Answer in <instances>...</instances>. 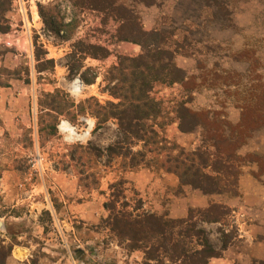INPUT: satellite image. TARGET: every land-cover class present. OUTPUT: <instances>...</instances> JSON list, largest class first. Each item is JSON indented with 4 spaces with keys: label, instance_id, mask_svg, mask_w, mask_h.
<instances>
[{
    "label": "rangeland",
    "instance_id": "374dc122",
    "mask_svg": "<svg viewBox=\"0 0 264 264\" xmlns=\"http://www.w3.org/2000/svg\"><path fill=\"white\" fill-rule=\"evenodd\" d=\"M1 1L0 25L6 31L0 32V245L13 248L0 264H161L147 261L143 250L130 249L107 227L104 204L110 185L122 179L127 201L142 206L141 212L177 221L194 210L191 223L204 234L193 238V248L201 249L199 240L205 238L222 256L229 247L245 254L237 264H264L247 256L255 246L264 253V234L241 239L236 221L264 220V207L229 206L238 197L239 175L264 171V122L249 133L236 152L239 160L224 171V191L212 194L217 203L211 205L227 207L219 223L202 221L210 206H194L201 205L204 194L160 163L167 155L215 154L184 109L219 123L227 139L237 132L233 127L242 108L259 106L264 115L258 95L264 90V0H117L112 9L94 7L90 0ZM132 44L141 48L139 55H133ZM92 47L105 51L95 59L87 54H93ZM156 53L157 67L166 69L159 74L162 82L151 83L148 95L157 114L145 124L165 142L162 150L135 144L133 152L147 156L129 170L123 159L108 158L106 150L119 141L118 122L96 129L99 109L93 99L101 105L118 103L111 93L126 86L121 78L133 66L126 59L151 61L148 55ZM72 66L78 68L74 74ZM174 66L181 72L175 73ZM83 73L97 76L101 96L70 92L75 79L84 83ZM176 77L181 81L168 83ZM83 117L94 122L88 136ZM61 121L75 128L74 135L60 132ZM215 162L210 157L203 169L213 178L218 177ZM223 239L230 241L225 250ZM232 250L228 257L235 258ZM160 256L162 264H173Z\"/></svg>",
    "mask_w": 264,
    "mask_h": 264
},
{
    "label": "trees",
    "instance_id": "16d2710c",
    "mask_svg": "<svg viewBox=\"0 0 264 264\" xmlns=\"http://www.w3.org/2000/svg\"><path fill=\"white\" fill-rule=\"evenodd\" d=\"M142 1L145 2L144 0ZM90 3V5L97 8L109 7L112 9L117 4V0H90ZM154 3L152 1L149 5ZM3 6L4 3L0 0V14L5 11ZM5 29L0 25L1 33H5ZM121 41L139 44V42L128 37L121 38ZM92 50L93 54H90L91 51L87 52V54L92 55L95 59H97V55L100 52L105 51L98 47H92ZM109 54L106 51V55L103 56L104 59ZM156 56L158 54L153 56L149 54L148 60L150 59L151 61H145L143 58L126 59L133 64L131 73L121 78V85L125 84L126 86L122 89L115 88L114 92L111 93V96L119 101L118 103L107 102L101 105L97 100L93 99L99 109L95 117L98 120L96 129H100L103 124L110 120L118 122L119 141L106 150L108 158L110 160L123 159L124 168L129 170H135L140 167L147 156L146 152L134 153L132 148L135 144L142 142L146 148L151 143L156 147V150H162L163 148L161 147H163V142H165V140L162 141L160 139L159 134L155 132L153 127L145 124L153 115L157 114L156 103L148 95L151 92V83L162 82L159 74L166 69L165 65L157 67L161 58ZM77 70L76 66H72L70 73L74 74ZM173 70L175 73L181 72L175 66ZM81 77L87 85L94 84L97 79L96 75L91 76L89 79L84 73ZM180 81L181 78L176 77L170 79L168 83L173 84ZM258 95L259 100L261 97L264 100V90ZM184 111H186L185 113L189 116V119L192 118L193 126L202 128L205 140L209 141L214 148L215 154L211 155L216 158L213 168L218 177L213 178L204 173L203 169L207 168L208 161H210L212 156L206 155L205 152L200 150L193 154L184 155V153H181L174 157L167 155V161L165 163H163L164 161L160 162L161 167L167 168L166 170L170 173L174 172L179 176L183 184L200 190L204 195L221 193L226 187V183L221 179L222 177L225 178L226 174L224 171L229 172L228 170L232 168L231 163L239 160L236 152L244 145L249 133L261 126L260 123L264 122V115L261 113L259 106L257 108L250 106L242 108L240 123L238 126L233 127L237 132L232 139H227L224 131L219 127V123L209 121L207 116H201L203 113H195L187 109H184ZM52 129V131L55 130L54 127ZM180 129L184 131L182 127ZM171 163H174V166H170ZM126 184V180L123 179L111 184L110 199L104 204V208L109 212L107 227L120 242H128L129 248L132 250H143L147 261H159L161 264L162 260L160 258L163 256H160V254H163L173 264H209L211 259L222 256L221 253L213 249L205 238H203L204 240H199L201 249L193 248V238L203 237L204 234L203 231L195 230L191 223L194 217V210L189 211L186 219L177 221L170 220L167 216L141 212L142 206L131 207L127 201L125 196ZM236 185L237 181L234 183V187ZM234 193H237L236 189ZM225 211H227V207L210 205L204 211V220L202 221L210 224L219 223L222 216L227 215ZM222 244L225 250L228 248L230 241L223 239ZM12 248L11 245H0V263L7 260Z\"/></svg>",
    "mask_w": 264,
    "mask_h": 264
},
{
    "label": "crops",
    "instance_id": "0c3cea01",
    "mask_svg": "<svg viewBox=\"0 0 264 264\" xmlns=\"http://www.w3.org/2000/svg\"><path fill=\"white\" fill-rule=\"evenodd\" d=\"M132 51H133V55H139L141 53V48L138 45H133L132 44ZM97 80V79H96ZM85 84V83H83ZM86 88L82 89L81 94H83L86 91H89V96H101V94H103L102 92H99V83H95L92 85H87L85 84ZM240 120V118H239ZM230 121V120H229ZM237 121V120H236ZM235 121V122H236ZM233 123V122H232ZM238 123V121L236 122ZM233 123V124H236ZM200 129V128H199ZM237 191H238V197H236L235 199H233V203L235 205L230 207H236L239 206V209H244V208H251L253 205L258 204V206L264 207V171L263 172H251V171H247V172H243L239 175V179L237 180ZM197 195V194H196ZM215 197H213V195H203L202 198H200L201 200V205L199 206H194V207H202V208H207L209 207L211 204H215L217 203ZM226 205H228V203H226ZM239 211V216L242 215V218L245 217L244 214H242V212L240 210ZM237 223L240 225V231L241 234L240 237L241 239H246L249 237L255 235V234H259L262 233L264 234V220H256L255 218H253V220H236ZM248 240H245V242H247ZM233 247H229L225 253L224 256H221L220 258H213L210 260L209 264H237V263H242V261L239 259L240 257H246L244 256L245 254L238 252L239 254H237V252L235 250H232ZM232 250V254L235 255V258H231L228 257L229 256V252ZM263 248H259L258 246L254 247V250L251 251L250 255H247L250 258H253L255 260H259L262 259L264 260V253L262 252ZM247 258V257H246Z\"/></svg>",
    "mask_w": 264,
    "mask_h": 264
},
{
    "label": "built area",
    "instance_id": "2783aa9c",
    "mask_svg": "<svg viewBox=\"0 0 264 264\" xmlns=\"http://www.w3.org/2000/svg\"><path fill=\"white\" fill-rule=\"evenodd\" d=\"M78 79V81L80 80L79 78H77ZM77 79H75L73 82H72V84L70 85V92L71 93H74V89L75 88H73V86H74V83L77 81ZM81 81V80H80ZM82 82V81H81ZM83 83V82H82ZM81 121L87 126V131L85 132V136H88V135H90V133H91V131L93 130V128H94V122H93V120H91V119H88V118H81ZM62 126H65V128L67 129V131H62L60 128L62 127ZM59 130H60V132H62V133H65V134H72L74 131H75V128L74 127H72L71 126V124L69 123V122H67V121H61V124H60V126H59ZM75 134H77L76 132H75Z\"/></svg>",
    "mask_w": 264,
    "mask_h": 264
},
{
    "label": "bare ground",
    "instance_id": "6f19581e",
    "mask_svg": "<svg viewBox=\"0 0 264 264\" xmlns=\"http://www.w3.org/2000/svg\"><path fill=\"white\" fill-rule=\"evenodd\" d=\"M73 88H75V89H74V93H80V92L82 91V89H85V88H86V86H85V84H83L81 81H76V82L74 83ZM60 129H61L62 131H67V129L65 128V126H62ZM70 135H71V134H70ZM72 135H74V134H72Z\"/></svg>",
    "mask_w": 264,
    "mask_h": 264
}]
</instances>
